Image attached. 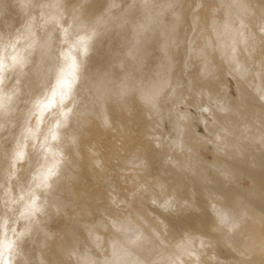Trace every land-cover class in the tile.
I'll list each match as a JSON object with an SVG mask.
<instances>
[{
  "label": "rangeland",
  "instance_id": "1",
  "mask_svg": "<svg viewBox=\"0 0 264 264\" xmlns=\"http://www.w3.org/2000/svg\"><path fill=\"white\" fill-rule=\"evenodd\" d=\"M105 1L99 9L105 19L99 24L93 23L96 30L87 43L89 47L84 54L86 63L83 76L75 81L80 89L75 102L67 100L64 103L68 117L67 123L62 124L58 101L47 102L49 99L46 98L54 84L57 70L62 65V52L68 46V41L76 37L71 38L72 35L64 33L63 29L67 25L65 19L61 20L62 25L57 22L61 9L54 0H0V61L2 57L7 58L16 47L22 50L24 59L22 65L17 63L5 73L1 72L2 82L8 86L9 101L6 104L7 112L0 108V113L3 112L0 122V243L4 236L13 237V245L7 249L8 264H80L81 257L91 252L88 256L94 258V264H101L103 259L111 258L109 247L113 242L129 246L131 262L138 259L148 263L169 249L171 242L173 244L184 239L185 231L190 236H203L202 248L194 245L196 255L198 254L194 258H201L196 260L205 264H243L238 260L237 249L228 246L223 236L226 235L237 246L235 242L244 235L241 228L250 226L245 221L253 218L254 209L245 199L248 190L252 188L246 168L254 167L252 157L259 151V147H256L258 145H253L250 141L251 133L256 128L260 130L253 133L261 130L264 132V108L254 109L258 99L250 92H254V71L260 67L261 61L257 59L250 63L252 66L249 64L250 72H246L252 76L244 73L241 75L244 81L239 78L243 86H249L248 96L254 95L249 102L251 108L247 107V100L241 98L240 104L243 106L240 109L248 116L245 119L237 117L241 127L235 137L231 136L233 140L238 139L237 144L241 147L233 166L236 171L233 180L240 191L237 205L244 204L252 217L237 216L239 231L223 232V229L228 228V220L232 217L229 215L228 220L220 218L219 221L217 211L219 208H227L222 203L223 198H219L221 194L214 188H209L211 186L208 179L213 172L207 167L208 164L221 165L220 156L215 146L206 142L210 135L203 132L200 111L195 110L197 104H204L203 98L196 99L192 91L191 79L187 76L189 66L182 72L176 67L182 60L193 65L191 70L200 65L199 59L196 58V61L192 58L190 52V42L197 32L194 16L201 14L204 5L213 0ZM255 27L263 32L259 21L255 23ZM258 49L264 52V47ZM171 64H176L174 69L170 68ZM221 64L223 68L225 64ZM253 65L257 67L254 68ZM221 69L219 67L215 70L224 74ZM17 70H21V75H16ZM215 70L213 72L217 75L214 77L221 78V82L226 81L229 95L237 98V82L229 75L219 77L220 73ZM170 72L174 73L176 86L160 102V110L153 106L147 107L148 110H140L139 106H135L132 111L123 110L127 106L125 103L131 104L129 100L135 93L134 90L142 85L147 87L156 84L159 77L165 79ZM218 81L220 80L217 79ZM41 100H46L42 104L44 112L37 119V103ZM261 103L264 105L262 100ZM110 106L117 111L112 113ZM176 108L190 113L195 133L205 134L207 138L200 144L192 140L197 151L190 153L193 157L189 156L192 166L188 171L175 166L177 160L174 163L173 157L167 154V151H174V155H178L177 145L172 142L177 137L174 129ZM102 112L108 114L110 122L102 120ZM135 112H140V115L136 114V119ZM258 113L259 116H256ZM130 114L132 119H128ZM251 117L255 119L252 120ZM247 120L253 127L247 126ZM257 120L260 123L263 120V123L260 124ZM132 121L138 125L137 131L143 129L141 135L132 128V123L129 124ZM115 122L117 123L113 124ZM89 129H93L91 134ZM95 135L97 138H94ZM225 142L219 145L222 148L220 153H232L231 142ZM49 146L58 156L55 162L47 151ZM90 152L93 156L97 154L94 156L95 163L92 162ZM204 166L206 167L203 168ZM45 168L48 172L46 178L40 180L38 172ZM157 178L158 181L155 182ZM165 179H169L165 183L167 185L164 184ZM182 182L186 186L180 184ZM188 197L193 198V202ZM181 198L190 201V206L188 201L187 205ZM26 206H30L31 210L25 211ZM196 209L200 211L199 215L194 214L198 212ZM191 220L200 227L202 233L197 234L188 228L191 227ZM140 222H147L145 225L151 224L155 229L147 232L146 236L141 235L137 231ZM26 227L28 228L24 229ZM129 231H134V234ZM166 242L170 245L167 246ZM202 256L205 257L204 260ZM250 257L251 260L256 258L254 255V259ZM258 264H264V259Z\"/></svg>",
  "mask_w": 264,
  "mask_h": 264
},
{
  "label": "bare ground",
  "instance_id": "2",
  "mask_svg": "<svg viewBox=\"0 0 264 264\" xmlns=\"http://www.w3.org/2000/svg\"><path fill=\"white\" fill-rule=\"evenodd\" d=\"M54 1H55L54 3H56L57 6H59V8L62 11V13H61V11H59L61 16H60V18L59 17L57 18L58 19L57 22H59L62 25L61 20L65 19V21L67 22V25L63 29L64 33L72 35L71 38H73V36L76 37L73 40L71 39V41H68V46L62 52V59H63L62 65L57 70L54 84L51 87L50 91L48 92V96L46 98V100L49 99L47 102L58 101L59 111H60V113L62 115V119H63L62 124H66L67 123V117H68L67 116L68 110H65L64 103L67 100H70L71 102L76 101V95L79 92L80 88H78L79 87L78 85H75V81L80 80L83 76L82 72H83V69H84V66L86 63L85 58H84V54L89 47V45L87 43H88L89 38H91V36L94 34V32L96 30V25L94 26L93 23L99 24L100 22H103L105 19V18H103L104 16L102 17V15L99 12L100 7L103 5V2L105 0L104 1L103 0H54ZM202 2H203L202 5H204V1H202ZM205 2L207 3V1H205ZM105 3H106V1H105ZM105 3H104V5H105ZM49 4H52V3H49ZM109 4H111V3H109ZM189 5H188V7H189ZM204 6L205 7H204L202 13L194 16L195 27L197 29V32H196L195 38L193 40H191V42H190V52H191L192 58H194V59L198 58L199 59L198 61H200V65L198 64V67H195L196 68L195 70H191V68H192L191 66H193V65L187 64L186 62H184V60H182L181 64H178L177 66L175 64V66L178 67L177 70L180 72L185 71V67L189 66L187 76H188V78L191 79L192 91L195 94L196 99H202L203 98L202 102L204 103V104H202V103L197 104L198 103L197 102L196 103L197 106H196L195 110L200 111L199 116H200V123L202 124V126L204 128L203 132L205 134L210 135V138L207 139L205 134H196L194 129H193V123H192L193 118L190 115V113H184L182 111L177 110L178 108H176L177 120H175V122H174V129H175V131H177V137L174 138L172 140V142L177 145V150H178L177 154L178 155L175 156L173 153L174 151H171L174 156H172V153H170L169 151H167L168 152L167 154L170 157H173L172 159L174 160V163H175V160H177V162L175 163V166L186 169L188 171L190 169V167L192 166L189 158L193 157V156L192 155L190 156V153H192L193 151H197L194 148L196 146L193 147L192 140H195L197 143H199V142H202L203 140H205L204 138H206L207 139L206 142H208L210 144L212 143L215 146L216 151H218L217 154H218V156H220L219 158L221 161V165H216V164H212V163H211L212 165H210V164L207 165V167L211 168L212 172H213V174L211 173V177L207 173L208 177H210L208 180H209V184L211 187H209V188H214V190H216L217 192H219L221 194V196L219 198H221V197L223 198L224 202H222V203L227 208V209L223 208V210H221L219 208V211H217L216 214L220 216L218 218L219 221H220V218H221V220H228L227 217L229 215H231V217H232L231 219L228 220L229 221L227 223V224H229L228 228L223 229L222 231L228 232V231L232 230V232L235 233V232L239 231V228L237 227V224H238L237 222L239 220L236 219V217L237 216L238 217H248V216L252 217V215L248 214V212H247L248 210L246 211V207H244V204L242 206L237 205V203H239V199H238V197H239L238 191L239 190H237V187H235L236 181L234 182V180H233L236 177L235 176L233 178V176L236 173L233 166L235 164V160H237V158H235L237 156L236 154L240 153L241 147L238 146V144H237L238 139L235 138L233 140L231 138V136L235 137V135L239 133V127H241L239 122H238L237 117H242L245 119L248 116L245 111L240 109L241 98L246 99L248 102V103L247 102L246 103L248 105L249 102L251 101V98H252L251 96H253L255 94V97H257L256 99H258V100L255 101L256 106L254 107V109L264 108V105L262 103L260 104V100H262L264 102V52H260V50L258 49L259 47L260 48L264 47V0H213L210 4L204 5ZM190 7H191V5H190ZM103 10H105V9L103 8ZM106 10H108V9H106ZM102 14L104 15V13H102ZM184 18H185V15H184ZM257 21H259L262 24L263 32L258 31L257 28L255 27V23ZM187 26H189V25H187ZM185 29H186V27H185ZM259 30H260V28H259ZM184 39H186V38H184ZM184 39H182V40H184ZM184 52H185V50H184ZM184 55H186V54H184ZM257 59H259V61H261V63H260V67H258V69L254 71L255 74L253 77H255V75H256V81L253 83H255V86L252 83H251V85H253L255 89H254V92H252L253 90H250V92L254 93V94L253 95L251 94V96L249 97L248 96L249 90H247L249 88V86H248V88L246 86H243L244 84L242 85V82H239L240 81L239 78H241V75H243L244 73H247L246 72L247 70L249 71V67H248L249 64L252 63V61L257 60ZM23 60L24 59H23L22 50H20L18 47H16L14 49V51H12L9 54V56H7V58H3V57L1 58V61H0V63H1L0 64V108H1V111L2 110H4L5 112L8 111L7 110L8 107L6 106V104L9 101V97L7 95L8 94V89H7L8 86L6 84H3L1 72L5 73L6 70L8 71L10 68L14 67L17 63H20L19 65H22L21 62ZM196 61H197V59H196ZM24 62H23V65H24ZM222 62L225 64V66L223 65L224 66L223 68H222V64H221ZM5 64H7V66H5ZM175 66L173 64H171L170 68L174 69ZM219 67H220V69L222 68L221 70L224 73V74H221L220 72L217 71L218 74L220 73L219 77H221V75H223V77L225 75H229L239 85L238 90L236 92L237 98L234 99L232 96L229 95V87H228L226 81L221 82V78H217L218 80H220L217 82V79L214 77L217 74H215L213 72V70H215V69L218 70ZM253 67L255 68L257 66L253 65ZM253 67H252V70L254 69ZM216 70H215V72H216ZM260 71H261V73H260ZM171 72H170V75L168 77H166L165 79L159 77L156 84H152L151 86L149 85L147 87H142L143 86L142 85V86L138 87L137 90L133 89L135 93L133 95H131L132 96V97H130L131 99L128 97L130 99V100L129 99L128 100L131 102V104L128 105L125 103V105H127V106L123 110L126 111L129 109V111H132V109L135 106H139L140 110L141 109L146 110V108L149 106H150V108L153 106V107H155V109L160 110V106H159L160 102L163 100V98L167 94L170 93V91H173L172 88H174L176 86V83L174 82V76H173L174 73L172 74ZM16 75H21V70L20 71L17 70ZM249 75H251V74H248L247 76H249ZM243 78H244V76H243ZM245 80H246V78H245ZM246 82H245V84H246ZM217 86H219V87H217ZM188 97H189V95H188ZM45 101L41 100L37 103L38 104L37 105V110H38L37 119L41 118V115L44 112V108H43L42 104ZM126 102H127V100H126ZM253 102L254 101H252V103ZM112 106H110V109H111L110 111L113 113L114 111H117V110L115 108L112 109L111 108ZM250 106L251 105L249 104V106H247V107H250ZM103 108H105V107H103ZM244 108L246 109V107H244ZM104 110L103 111L106 112V108ZM147 110H148V108H147ZM263 110H261V111H263ZM152 111H154V110H152ZM5 112H4V114H5ZM248 112H250V111L248 110ZM255 112H256V110H255ZM257 112H259V111L257 110ZM112 113H110L111 116H112ZM123 113L124 112H122V114H121L122 116H123ZM2 114H3V112L0 113V122L2 121V118H3ZM136 114L137 113L135 112V119H136ZM125 115H127V114H125ZM137 115H140V112ZM249 115H251V114H249ZM252 115H254V114H252ZM255 115L259 116V113H258V115L257 114H255ZM255 115H254V117H256ZM263 116H264V112H263ZM108 117H109L108 114L106 115V113L105 114L103 113L102 120L105 123H108L111 121V120L110 121L108 120L109 119ZM124 117L128 118V116H124ZM254 117H251L252 120L255 119ZM112 118H114V116ZM127 118H125V119H127ZM257 118H259V117H257ZM128 119H132L131 114H130V117ZM102 120H101V122H102ZM115 120H117V119H115ZM122 120H124V118ZM258 120H257V122L260 123L261 121H258ZM112 122H113V119H112ZM151 122H153V120ZM116 123L117 122H115L113 124H116ZM130 123H132V125H133L132 128L134 127L137 131L138 125L136 124V122L132 121V122H129V124ZM247 123H248L247 126L249 128L253 127L250 125L249 121ZM262 123H263V120H262ZM262 123H260V124H262ZM126 124L128 125V123H126ZM118 125H120V124H118ZM118 125H115V126L117 127ZM122 125H124V124H122ZM257 125H259V124H257ZM257 125L255 127H257ZM83 126L85 127L86 125H83ZM88 127H90V126H88ZM125 127H128V126H125ZM260 127H262V126H260ZM117 128H121V127L119 126ZM152 128H154V126ZM262 128H264V127H262ZM102 129H104V128L102 127ZM112 129H114V128H112ZM123 129H121V130H123ZM156 129H157V127H156ZM257 129L258 128L254 129V131H256ZM96 130L97 129H95V131ZM258 130H260V129H258ZM92 131H93V129H91V130L89 129L88 132L91 134ZM247 131H249V130H247ZM137 132L139 133V135H141L143 132V129L141 130V128H140V129H138ZM253 132L251 133V137H250L251 140L250 141L252 142L253 145L254 144L258 145L256 147L257 148L259 147L258 148L259 151L255 155L252 153L253 156H255V157H252L254 159V164H252V167H253V165H254V167L248 168V169L246 168V173H247L246 175H247V177L250 178V180L252 182V188L250 190H248L249 192L247 191L248 192V194L246 193L247 195L245 194L246 195L245 199H246L248 205H250V207H252L254 209L253 218H248L245 221L250 226L246 227L245 229L241 228V232L244 234L243 237L238 238L237 242L234 241L238 247L236 245L232 244L233 242L231 240H229L226 235L223 236L224 242L228 246H232L235 249H237L238 254H239L238 260H240L239 261L240 263L243 262V264H258V263H260V260L264 259V132L263 131H262L263 133L262 132L261 133L260 132L253 133ZM89 133H88V135H89ZM99 133L100 132H98V134ZM244 133H246V132H244ZM94 134H96V133H94ZM111 134H112V132H111ZM88 135H86V136L88 137ZM130 135H131V133H130ZM66 136H67V134H66ZM82 136H81V138L83 139L84 137H82ZM118 136H119V134H118ZM67 137H69V136H67ZM114 137H115V135H114ZM94 138H97L96 135L94 136ZM115 139H118V138L115 137ZM67 140L69 141L70 139H67ZM226 140L231 142L229 144H230V148L233 150V152L229 153V154H226V153L221 154L220 151L222 148L221 147L219 148V145L224 144L223 142H225ZM80 141H81V139H80ZM127 143H129V141ZM131 143H133V142H131ZM81 146H82V144L80 145V147ZM130 146L131 145L129 144V147ZM77 148H79V147H77ZM193 148H194V150H193ZM94 149H92V150H94ZM47 151L50 154L51 159H53L55 162L56 161L55 159H58V156L55 154L54 150L49 146L47 148ZM76 151H79V150H76ZM94 151H93V153H94ZM254 151H252V152H254ZM90 154H91V152H90ZM94 156H97V154ZM94 156L91 154L92 162H94V160H96ZM188 161L190 164H188ZM99 163H101V162L99 161ZM52 164H54V163H52ZM247 164H249V163H247ZM171 165L172 164H170V166ZM205 167L206 166H204L203 168H205ZM174 169H176V168H174ZM167 171H169V170H167ZM191 172H193V170ZM47 173L48 172L45 168L44 171L42 170L40 173L38 172V178L40 180H45ZM163 174H165V172ZM189 175H191V173ZM161 176H163V175H161ZM173 176H172V178H173ZM199 176H200V174H199ZM199 176H198V178H199ZM158 178L155 182L158 181ZM170 178H171V176H170ZM174 178H175V176H174ZM153 180H155V178ZM160 180H162V179H160ZM168 180L167 179L163 180V181H165L164 184ZM194 181H196V180H194ZM176 182H178V181H176ZM180 184L183 185V182ZM165 185H167V184H165ZM168 185H169V183H168ZM172 185L174 186V183H172ZM177 185L179 186V184H177ZM173 186H172V188H174ZM183 186H186V185H183ZM161 189H163V188H161ZM183 190H185V189H183ZM172 191H174V190H172ZM190 194L194 195V193L193 194L190 193ZM178 197L180 198V195H178ZM194 197L196 198V196H194ZM243 197H245V196H243ZM182 198H183V196H182ZM188 198H186V199H188ZM191 200H193V198H191L190 201ZM183 201H185V200H183ZM187 201H185L186 204H187ZM190 201H188V203ZM191 202H193V201H191ZM243 202H244V200H243ZM175 203H176V201H175ZM180 203H183V202H180ZM217 203H221V202H217ZM189 206H190V203H189ZM194 206H196V205L194 204ZM24 208L26 209L25 211L31 210L30 206H26ZM190 208H192V207H190ZM195 208H197V207H195ZM187 209H188V207H187ZM196 210L198 211V209H196ZM216 210H218V209H216ZM193 212H195L194 209H193ZM199 212L200 211H198L194 214L199 215ZM143 223L140 222V224H139L140 228L137 230V231H139V233L141 235L145 234V236H146L147 232L149 233L150 231H153L155 229L152 227L151 224L145 225V223H147V222H145L144 224ZM190 224H191V227L188 225L189 226L188 228L192 229L197 234L202 233L200 227L198 225H196L194 221L190 222ZM27 228L28 227H26L24 229H27ZM219 230H221V229L219 228ZM137 231L135 229V233ZM129 232H131V231H129ZM132 232L134 234V231H132ZM185 232L186 233H184V234H186V236L184 239H181L177 242H174L173 244L171 242V246L169 247V249L165 248L167 250H164V252H162L157 257H154L153 259H151V261H149L148 263L140 261L138 259H134L133 262H135L136 264H205L204 262L196 260L199 257L194 258V256L196 255V251L194 250V247H195L194 245H197V247L200 248L202 245V239L201 238L203 236L201 238H200V236L194 237V235L193 236L187 235L188 231H185ZM47 234H48V232H47ZM127 236H128V234H127ZM130 236H132V235H130ZM12 238L13 237L7 238L6 236H4L2 238V241L0 243V264H8V255H7L8 250L7 249L13 245L14 241ZM158 238H160L159 235H158ZM166 240H167V238H166ZM96 241H97V239H96ZM114 241H116V240H114ZM122 241H123V239H122ZM165 244L170 245V243H167V242ZM109 248L111 251V258L106 259V260L103 259V262L101 261L102 262L101 264H133V262L130 261V253L131 252L129 251V246L127 244L122 245V244H115L113 242L111 244V247H109ZM91 253H88V254L90 255ZM101 253H103V250ZM88 254H86L87 256L85 255V256L81 257L80 264H94V263H96L93 261L94 258L88 256ZM253 255L256 256L255 260H251L250 256H252V258H253ZM204 258L205 257H203V260H204ZM199 259H201V258H199ZM207 261L210 262L209 259ZM208 262H206V263H208Z\"/></svg>",
  "mask_w": 264,
  "mask_h": 264
}]
</instances>
